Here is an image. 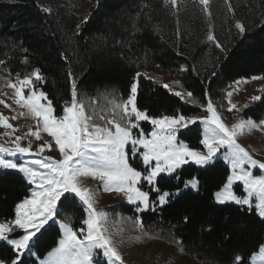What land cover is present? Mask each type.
Instances as JSON below:
<instances>
[{
  "label": "snow or ice",
  "instance_id": "snow-or-ice-1",
  "mask_svg": "<svg viewBox=\"0 0 264 264\" xmlns=\"http://www.w3.org/2000/svg\"><path fill=\"white\" fill-rule=\"evenodd\" d=\"M0 2L13 4L15 0ZM164 3L170 4L178 13L177 0H164ZM194 3L201 6L208 20L212 19L210 0H194ZM224 3L228 12L233 13L229 0H224ZM99 6L100 0H96V7ZM40 10L49 14L52 12L50 7L43 5H40ZM89 18L85 16L76 25L74 35L82 33ZM207 27L206 41L214 45L226 61L232 49L221 43L215 35L214 23L209 22ZM234 28L240 37L247 31L240 20L234 22ZM11 48H19L24 54L22 62L28 63L29 50L23 47L22 40L19 44L13 41ZM60 56L62 60L68 61L64 52ZM214 61L208 63L205 68L208 74L201 81L206 85V103H200L190 90L184 89L180 79L162 84L163 88L182 101L199 104L206 113L203 116L179 112L151 116L147 108L142 110L138 107L140 78H153L146 71L139 70L132 76L126 98L114 93L105 95V104L101 107L96 100L80 92L79 80L83 74L74 73L71 67L67 69L70 97L62 102L60 113L57 114L53 101L42 90L46 77L40 68L17 72L13 78L11 69L5 67L4 71L9 72V76L0 77V87L13 89L14 103L26 111H20L12 117L0 113V127L11 130L0 133V137L5 138L0 143V173L15 171L22 174L31 187L30 194L15 203L14 218L0 219V241L12 249L11 257H0V264H26L30 256L36 257L35 264H100L98 257L101 256L104 264H125L120 250V245L125 243L124 228L117 227L124 223L125 218L114 220L113 214L97 207L98 192L102 189L120 195L135 206L137 213L156 212L168 205L172 198H179L185 189H195L199 185V179L191 177L183 183L182 188L177 186L175 191H168L161 189L159 180L171 176L189 162L204 169L211 168L221 149L224 150L222 156L230 172L226 182L214 193L215 202L219 205L233 203L241 209H247L249 214L254 211L264 221V161L254 158L238 142V138L245 133L254 130L264 132V118L257 121L251 117L235 116L241 111V106L233 101L234 93L239 91L241 84H247L249 80H264V76L239 77L229 82L223 94L227 102L226 110L233 114L235 120L229 125L218 110L224 107L223 102L217 105L209 95L208 85L222 71L220 56L215 57ZM144 62L147 63L146 55ZM5 64L6 60L0 58V66ZM191 70L199 75L194 65ZM179 71L187 72L189 66L180 65ZM176 87L181 90H175ZM261 91L264 92V88ZM250 102L264 103V96L253 95ZM3 103L0 100V104ZM5 107L11 106L5 104ZM248 107V103L242 105L244 109ZM19 117L32 119L35 130L30 126L24 135H15L18 129L9 123V119ZM142 121H150V133L141 128ZM197 123L203 125L199 144L204 150L179 139L178 134L182 129ZM42 134H47L50 139L43 140ZM25 140L27 143H22ZM34 140L43 142L34 149ZM46 150H58L59 158L43 155ZM130 151L133 155L140 154L145 166L143 170L129 163ZM257 168L261 172L259 175L253 171ZM88 178L96 181V185H88ZM237 184L242 186L243 194L238 195L234 190ZM153 192L156 193L155 199L151 196ZM75 210L83 214L79 221L80 227L75 226ZM126 219L139 232V235L129 239L159 238L147 231L141 216ZM188 220V216L183 217L185 223ZM53 225L57 226L58 239L40 258L34 249L44 232ZM172 242L178 245L181 252L185 250L182 240L173 238ZM233 264H245V258L237 253ZM250 264H264V242L258 245V250L251 252Z\"/></svg>",
  "mask_w": 264,
  "mask_h": 264
},
{
  "label": "trees",
  "instance_id": "trees-1",
  "mask_svg": "<svg viewBox=\"0 0 264 264\" xmlns=\"http://www.w3.org/2000/svg\"><path fill=\"white\" fill-rule=\"evenodd\" d=\"M84 1L94 7L82 33L76 36V25L80 24L77 9ZM230 3L247 28L242 37L237 35L229 14L222 13L224 1H210L215 35L232 49L225 61L219 50L206 41L207 22L197 14H203L199 4L177 13L164 0H100L99 8L96 0L0 2V58L6 60V64L0 66V77L9 76L5 67L11 69L13 78L17 72L40 68L46 77L42 90L53 101L57 114L62 102L70 97L69 67L74 73L83 74L79 90L90 98L106 89L115 90L118 96L126 98L135 71L148 72L157 68L172 81L180 79L184 89L190 90L200 103H206V85L201 81L208 74L205 71L208 63L220 56L222 71L208 88L215 104L223 102L224 107L219 110L227 117L223 94L229 82L239 77L264 76V0H230ZM40 5L50 7L52 12H42ZM21 40L23 47L29 50L27 64L22 62L24 54L19 48H11L13 41L19 44ZM61 52L67 55L68 61L61 59ZM183 64L189 66V71H179ZM193 65L199 75L191 70ZM154 81L158 80L141 77L139 82L138 107L147 108L149 115L204 114L199 104L182 101L163 88L162 83ZM260 95L264 96V92ZM240 116L257 121L264 118V103L253 102ZM141 128L146 133L151 130L146 122L141 123ZM178 135L180 140L202 150L198 123L182 129ZM129 162L138 170L144 169L139 155L131 157L130 153ZM229 172V168L217 160L207 169L184 165L176 174L159 180L161 189L168 191H175L177 186L182 188L191 177H197L199 185L196 190L185 189L179 198H172L156 212L139 213L145 228L158 231L162 238L177 247L173 238L182 240L183 253L199 264H233L237 253L245 258V264H250L251 252L264 242V221L254 211L249 214L247 209L233 203L219 205L215 202L214 193L226 182ZM30 187L15 171L0 173V219L14 218L15 203L30 194ZM234 190L238 195L243 194L239 184ZM151 196L155 199L156 193ZM116 207L123 215H135L132 205L121 203ZM73 215L75 226L80 227L83 214L75 210ZM184 216L189 217L187 223L183 221ZM57 239L58 229L53 225L41 236L34 251L43 258ZM11 256L12 249L0 242V257ZM35 261L36 257L30 256L26 264H35Z\"/></svg>",
  "mask_w": 264,
  "mask_h": 264
},
{
  "label": "rangeland",
  "instance_id": "rangeland-1",
  "mask_svg": "<svg viewBox=\"0 0 264 264\" xmlns=\"http://www.w3.org/2000/svg\"><path fill=\"white\" fill-rule=\"evenodd\" d=\"M229 2H230V0H229ZM196 4H198V3H194V0H177V8L179 9L178 12H182L183 10H185V8H190V9H191V7L194 8V6H196ZM93 7H94V5L92 3H90L89 1H84L81 3V5L77 9V12L79 15V22H81L85 16L89 15V13L93 9ZM174 10L176 11V9H174ZM221 11L224 15L228 13L229 14L228 17L233 22H235L236 20H239L237 15L235 14V11H233V13L228 12V9H227V6L225 5V3L222 6ZM199 13L197 12L198 16L203 17L206 20L207 24L209 22L212 23V19L208 20V18L205 16L204 13L203 14H201V12H199ZM207 29H208V27H207ZM147 73L150 77H153L154 79L158 80L162 84L163 83H169L170 84L172 82V79L169 78V76L164 71H161L157 68H154L151 71H148ZM5 76H7V75H4L3 77H5ZM263 86H264L263 80H249V82L247 84H241L240 85L239 91L235 92L234 96H233V101L237 102L238 106H241V111L235 113V116H240L242 110L244 109V108H242V105H244L245 103H248L249 105H251L253 103V102H250V97L253 95H260L261 89ZM226 89H227V87H226ZM175 90H179V89L176 87ZM228 90H230V89H228ZM113 93L118 95L115 90L106 89L104 91L98 92L95 97L90 98V99L96 100L100 104V106L103 107L105 104V95L113 94ZM26 95H27V93H26ZM88 97H90V96H88ZM0 100L4 101L3 104H0V113H2L4 116L12 117L13 115L17 114L20 111H26V110L19 109V107L14 103V90L11 88L3 87L0 90ZM5 104L10 105L11 107H5ZM226 109H227V107H226ZM226 109H225V111L227 113L226 114L227 117L224 116L223 118L225 120V123L230 125L231 123H234L235 120L233 119V114L228 113ZM13 110H15V111H13ZM219 111H221V110H219ZM101 114H103V113H101ZM205 114L206 113L204 112V114H199L197 116H203ZM143 122L148 123L151 127V130H152V125H151L150 121H142L141 123H143ZM9 123H11L15 128L18 129L16 131L15 135H24L28 131V128L30 126L33 128V130H35V122L30 118L19 117L15 120L9 119ZM199 126L201 128V138H202L203 125L199 124ZM151 130H150V132H151ZM5 131H11V130L10 129L6 130L3 127H0V133H3ZM42 135H43V140H49L50 139L47 136V134H42ZM4 140H5V138L0 137V143H3ZM42 142L43 141H35L34 140L33 141V148L36 149L37 145L39 143H42ZM238 142L241 143L243 146H245L252 153L254 158L261 160V161H264V132L254 130L251 133H245L244 135H242L238 138ZM22 143H27V141L26 140L22 141ZM202 150H204L203 146H202ZM223 152H224V150L221 149V152L218 153V159L217 160H221L230 170V167L228 166L226 161L223 159V156H222ZM130 153H131V151H130ZM43 155H45V156L50 155V156L59 158L58 150H53V151H47L46 150L43 153ZM137 155L140 156L139 153H136L135 155H133L131 153V157L137 156ZM26 158L32 159V158H36V157H26ZM189 164L195 165L191 162H189ZM142 166L145 167L143 163H142ZM195 166H197V165H195ZM197 167H199V166H197ZM178 170H177V172H178ZM253 171H254V174H257V175L261 174V172L258 168L253 169ZM176 173H174V174H176ZM174 174H172V175H174ZM86 183L90 186H95L97 182L92 180L91 178H88L86 180ZM196 189L197 188L191 189V190H196ZM145 190H147V185H145ZM241 191L243 192L242 186H241ZM121 203L131 205V204L127 203V201L118 194L104 192L102 189L98 192L97 207L105 208L110 214H113L114 220H118L121 217L125 218L124 223L117 225V227H123L124 228L123 236L125 237V243L120 245V250L123 253L125 264H199V263L195 262L193 259H191L190 257H188L187 255H185L183 252H181L179 250V247H177L175 244H173V243L167 241L166 239L162 238L161 233H159L156 230L153 231L152 229H147V231L150 234H152L154 236H158L159 238L144 237L143 239L138 240V241L135 239H129V237H134L136 235H139V232H138V230L133 229L131 223L128 222L126 218H128V217L135 218V216H137L139 213H137L135 211V206L132 205L133 206V214H135V215H133V216L123 215L119 211V209L116 207L117 204H121ZM116 239L119 240L120 237H116ZM0 242H2V241H0ZM98 260L100 261V264H104V258L102 256L98 257Z\"/></svg>",
  "mask_w": 264,
  "mask_h": 264
}]
</instances>
